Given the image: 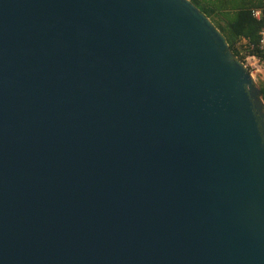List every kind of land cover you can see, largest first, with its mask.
Segmentation results:
<instances>
[{
	"label": "water",
	"instance_id": "1",
	"mask_svg": "<svg viewBox=\"0 0 264 264\" xmlns=\"http://www.w3.org/2000/svg\"><path fill=\"white\" fill-rule=\"evenodd\" d=\"M0 264H264V101L190 0H0Z\"/></svg>",
	"mask_w": 264,
	"mask_h": 264
},
{
	"label": "trees",
	"instance_id": "2",
	"mask_svg": "<svg viewBox=\"0 0 264 264\" xmlns=\"http://www.w3.org/2000/svg\"><path fill=\"white\" fill-rule=\"evenodd\" d=\"M225 36L230 50L242 62L244 58L258 55L263 23L253 17V10L262 8L264 0H190ZM264 100V83L258 86Z\"/></svg>",
	"mask_w": 264,
	"mask_h": 264
},
{
	"label": "built area",
	"instance_id": "3",
	"mask_svg": "<svg viewBox=\"0 0 264 264\" xmlns=\"http://www.w3.org/2000/svg\"><path fill=\"white\" fill-rule=\"evenodd\" d=\"M253 17L263 23L261 31L260 49L264 52V6L253 10ZM243 64L253 75L264 73V60L258 55H251L244 58Z\"/></svg>",
	"mask_w": 264,
	"mask_h": 264
},
{
	"label": "rangeland",
	"instance_id": "4",
	"mask_svg": "<svg viewBox=\"0 0 264 264\" xmlns=\"http://www.w3.org/2000/svg\"><path fill=\"white\" fill-rule=\"evenodd\" d=\"M253 77L258 86H260L261 83H264V73L253 75Z\"/></svg>",
	"mask_w": 264,
	"mask_h": 264
},
{
	"label": "flooded vegetation",
	"instance_id": "5",
	"mask_svg": "<svg viewBox=\"0 0 264 264\" xmlns=\"http://www.w3.org/2000/svg\"><path fill=\"white\" fill-rule=\"evenodd\" d=\"M262 99H263V97H262ZM264 101V100H263Z\"/></svg>",
	"mask_w": 264,
	"mask_h": 264
}]
</instances>
